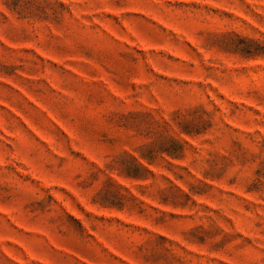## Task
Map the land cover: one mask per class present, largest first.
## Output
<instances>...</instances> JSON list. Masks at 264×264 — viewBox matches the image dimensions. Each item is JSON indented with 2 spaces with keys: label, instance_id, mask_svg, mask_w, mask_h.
Masks as SVG:
<instances>
[{
  "label": "rangeland",
  "instance_id": "374dc122",
  "mask_svg": "<svg viewBox=\"0 0 264 264\" xmlns=\"http://www.w3.org/2000/svg\"><path fill=\"white\" fill-rule=\"evenodd\" d=\"M0 264H264V0H0Z\"/></svg>",
  "mask_w": 264,
  "mask_h": 264
}]
</instances>
